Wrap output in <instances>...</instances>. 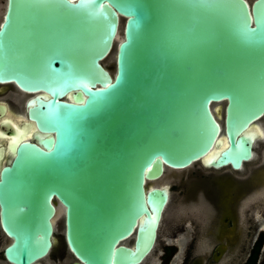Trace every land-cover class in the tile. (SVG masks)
<instances>
[{"label":"water","instance_id":"water-1","mask_svg":"<svg viewBox=\"0 0 264 264\" xmlns=\"http://www.w3.org/2000/svg\"><path fill=\"white\" fill-rule=\"evenodd\" d=\"M3 87L28 95L0 121L5 264H41L58 205L68 264H137L169 198L154 180L254 154L264 0H4Z\"/></svg>","mask_w":264,"mask_h":264},{"label":"flooded vegetation","instance_id":"flooded-vegetation-1","mask_svg":"<svg viewBox=\"0 0 264 264\" xmlns=\"http://www.w3.org/2000/svg\"><path fill=\"white\" fill-rule=\"evenodd\" d=\"M21 96L9 87L0 88V121L17 122ZM4 129L0 123V131ZM167 178L176 181L177 196L171 199L167 183L169 198L154 243L137 264H264V139L261 150L238 169L193 166ZM0 234L6 238L1 227ZM157 239L160 249L155 247ZM53 247L54 240L41 264H63L69 258L64 246L65 256Z\"/></svg>","mask_w":264,"mask_h":264},{"label":"rangeland","instance_id":"rangeland-1","mask_svg":"<svg viewBox=\"0 0 264 264\" xmlns=\"http://www.w3.org/2000/svg\"><path fill=\"white\" fill-rule=\"evenodd\" d=\"M4 0H0V8H1V5H2V2ZM250 1V0H248ZM122 21V20H121ZM121 24V23H120ZM122 33V29H121V25L119 26V36L121 35ZM114 50V46H113V49L111 50L109 56H107L105 59H104V62L107 63L111 68L113 66V56H112V51ZM23 97H25V95H22L20 97V100L18 103H16V111H19V113L22 112L23 110V102H24V99ZM4 108H2L1 110H3ZM220 114H222V109L220 108ZM222 121V119H220ZM220 121V122H221ZM262 123L264 124V117L261 119ZM263 139H264V133L263 135L260 137V138H257L256 140H254L253 142V149H254V153H258L261 148H262V145H263ZM154 181H158L157 184H161V183H168L171 187V199L173 198H176L177 196V186H176V181L173 180L172 178L171 179H156ZM152 183V182H151ZM151 183H148V185H153ZM62 212L63 210H60L59 209V214L56 216V218L54 219L53 221V227H54V233H55V236L53 237V240H54V252H63L62 255L65 256L66 253L65 251L63 250V243H64V238H63V228H64V224H63V215H62ZM169 221H173V219L170 217V220ZM6 238L3 237L1 234H0V263L1 264H5L6 261L4 260L3 256H2V253H1V248L2 246L6 243ZM162 245V242L160 239H157L156 242H155V247L157 249H160ZM44 259H41V261H43ZM70 258L68 259H63L62 263L63 264H68ZM45 264H49V263H46L44 262Z\"/></svg>","mask_w":264,"mask_h":264},{"label":"bare ground","instance_id":"bare-ground-1","mask_svg":"<svg viewBox=\"0 0 264 264\" xmlns=\"http://www.w3.org/2000/svg\"><path fill=\"white\" fill-rule=\"evenodd\" d=\"M216 104H218L217 102H214L212 105H216ZM218 108L219 107H217V109H216V113H217V115L222 119V117H223V114L221 115L220 114V112H219V110H218ZM22 115H24V114H22ZM18 117V116H17ZM25 124H23V125H21L20 126V128L19 129H17V130H15V133L17 134V138H22V137H27V136H29L30 135V132H31V126H29L28 125V127L29 128H27V129H25L23 126H24ZM25 126H27V125H25ZM257 129L259 132H261V129L259 128L258 129V127L255 125L254 126V129ZM20 129H22V130H20ZM256 131V130H255ZM261 136L263 135V134H260ZM2 137H0V139H1ZM9 153V152H8ZM3 154V153H2ZM4 155V154H3ZM9 154H6V156H8ZM147 183H151V181H148ZM58 209H60V210H63L62 209V207L60 206V205H58ZM59 214V213H58Z\"/></svg>","mask_w":264,"mask_h":264}]
</instances>
